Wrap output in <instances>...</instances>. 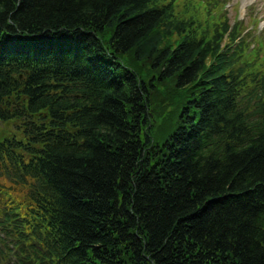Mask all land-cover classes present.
<instances>
[{
  "label": "trees",
  "instance_id": "trees-1",
  "mask_svg": "<svg viewBox=\"0 0 264 264\" xmlns=\"http://www.w3.org/2000/svg\"><path fill=\"white\" fill-rule=\"evenodd\" d=\"M149 3L0 0V40L35 41L39 57L67 45L102 79L72 101L73 91H51L60 78L41 89L0 76V95L41 112L43 125L31 123L21 145L62 191L52 210L68 258L264 264V119L235 108L217 41L196 40L171 8ZM64 125L81 138L56 146L54 128Z\"/></svg>",
  "mask_w": 264,
  "mask_h": 264
},
{
  "label": "rangeland",
  "instance_id": "rangeland-1",
  "mask_svg": "<svg viewBox=\"0 0 264 264\" xmlns=\"http://www.w3.org/2000/svg\"><path fill=\"white\" fill-rule=\"evenodd\" d=\"M229 2H230V4H232L233 0H230ZM192 3H195V1L193 0ZM255 5H256V6H257V5H258V6H262V5H263V7H264V0H257V2L255 3ZM178 9H179V10H183V8H182L181 5L178 6ZM233 14H234V10H233V9H230V11H229V16H230V18L233 17ZM262 24H263V22H259V23H258V30H257V32H260V31H261L260 27H261ZM254 200H255L256 203L258 204V201H257L256 199H254Z\"/></svg>",
  "mask_w": 264,
  "mask_h": 264
}]
</instances>
